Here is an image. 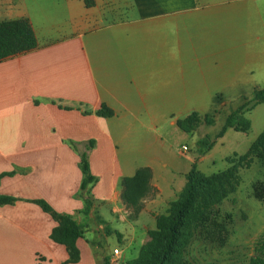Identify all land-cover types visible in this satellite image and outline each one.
Here are the masks:
<instances>
[{"label":"crops","instance_id":"1","mask_svg":"<svg viewBox=\"0 0 264 264\" xmlns=\"http://www.w3.org/2000/svg\"><path fill=\"white\" fill-rule=\"evenodd\" d=\"M18 19L37 45L0 60V196L14 199L0 205V264L67 260L36 200L82 224L101 206L126 208L121 180L148 168L152 203L161 188L137 157L156 159L175 101L264 74V0H0V21ZM102 105L112 117L96 115ZM84 152L97 180L87 194ZM90 246L76 241L73 264H97Z\"/></svg>","mask_w":264,"mask_h":264},{"label":"rangeland","instance_id":"2","mask_svg":"<svg viewBox=\"0 0 264 264\" xmlns=\"http://www.w3.org/2000/svg\"><path fill=\"white\" fill-rule=\"evenodd\" d=\"M263 87L264 74L246 75L235 81L210 83L200 98L175 101V119L196 112L202 118L201 123L191 133L182 132L175 124L168 127L166 136L151 146V153L156 151V159L148 163L145 157H137V165L153 167L161 196L154 193L152 203L141 202V209L136 214L125 204L126 208L119 212L110 211L111 205H106L93 211L91 218L83 219V239L92 246L95 263L103 264L104 258H108L109 264H127L139 256L150 241L148 232L155 229V218L164 214L169 203L178 198L185 184L184 175L193 164L199 172L209 175L225 170L228 167L226 158L247 152L256 137L264 132L263 104L249 103L250 110L244 113L250 122L246 133L227 129L222 137L216 138V135L226 117L250 101L255 89ZM204 117L212 121L211 124H206ZM201 139L212 142L213 146L199 163L196 143ZM182 146H186V152H181ZM238 176L236 191L214 208L221 215L228 213L232 216L227 225L226 242L223 245L213 243L195 231L181 248V258L186 264H248L254 254L264 233V200L253 197V184L257 181L264 183V165L254 159L249 168L238 170ZM114 249L118 250L117 255H113Z\"/></svg>","mask_w":264,"mask_h":264},{"label":"trees","instance_id":"3","mask_svg":"<svg viewBox=\"0 0 264 264\" xmlns=\"http://www.w3.org/2000/svg\"><path fill=\"white\" fill-rule=\"evenodd\" d=\"M37 42L33 30L26 19L0 21V60L12 57L36 48ZM264 105V87L255 89L250 101L229 114L223 127L216 135L222 137L227 129L246 133L250 129V122L244 117L249 111V103ZM96 115L110 118L113 112L104 105L96 111ZM202 118L196 112L183 119L176 120V127L184 133H191L197 129ZM206 124L212 121L204 117ZM197 153L205 155L211 150L213 143L204 139L197 143ZM92 145V143L90 144ZM254 159L264 165V132L256 137L247 152L232 158H226L228 167L216 173L204 175L193 164L184 175L185 184L178 198L170 202L166 212L155 218V229L149 231L150 241L141 249L139 256L127 264H186L181 258V248L189 242V238L197 231L206 240L223 245L228 236L227 225L231 223V214L218 213L214 208L232 195L239 184L238 170L249 168ZM79 168L82 173L80 190L87 194V189L96 183V178L90 174L87 153L80 155ZM151 172L148 168L136 170L133 176L123 178L120 182L121 200L133 213L141 209L142 200L149 194ZM253 197L258 201L264 200V183L257 181L253 184ZM12 197L0 196L1 204H10ZM35 203L48 213L56 226L50 233V240L65 247L68 258L62 264H73L79 260L76 241L83 238V227L70 215L54 212L42 200ZM91 201L86 198L82 212L89 210ZM103 264H109L104 258ZM248 264H264V233L249 258Z\"/></svg>","mask_w":264,"mask_h":264},{"label":"built area","instance_id":"4","mask_svg":"<svg viewBox=\"0 0 264 264\" xmlns=\"http://www.w3.org/2000/svg\"><path fill=\"white\" fill-rule=\"evenodd\" d=\"M187 151V148L186 146H183L182 149H181V152H186ZM118 254V250L117 249H114L113 250V255H117Z\"/></svg>","mask_w":264,"mask_h":264}]
</instances>
